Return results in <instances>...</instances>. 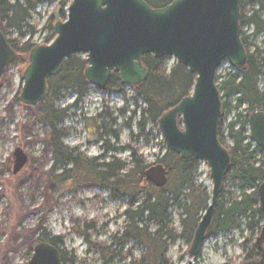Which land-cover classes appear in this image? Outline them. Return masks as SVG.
<instances>
[{
	"label": "trees",
	"instance_id": "obj_1",
	"mask_svg": "<svg viewBox=\"0 0 264 264\" xmlns=\"http://www.w3.org/2000/svg\"><path fill=\"white\" fill-rule=\"evenodd\" d=\"M144 1L152 8L160 9L175 0ZM45 3L57 4L61 8L60 19L66 21L67 9L72 0H0L1 31L16 53L12 65H23V57L29 56L38 46L32 43L37 25H31V21L34 11ZM240 14L241 41L246 48L248 62L246 69L239 71V75L229 74L216 80L221 94L222 115L234 112L235 118L228 125L227 135L220 123L219 141L228 151L231 163L225 178V190L220 194L209 233L230 234L233 231L244 232L245 228L257 236L263 223L258 189L264 180V153L253 145L248 135V126L250 116L263 111L264 106V50L251 41L252 37L264 35V0H240ZM249 29H254L252 37L247 35ZM26 30L32 31L31 36ZM50 30L52 33L43 43L45 46L57 37L54 26L51 25ZM27 37L29 39L26 41ZM166 60L167 58L156 59L151 55L143 58L148 78L141 88L136 89L135 117L140 113L142 120L147 118L158 122L181 100L191 96L196 75L180 64L168 74ZM87 67V59L78 56L66 61L58 76L49 79V93L41 103L43 123L51 129L47 144L55 156V165L50 172L51 190L72 183L89 189L109 190L113 198L128 200L129 207L124 213L125 231L114 238L111 246L91 244V249L102 254L104 264H110L117 257L113 248H125L131 241H135L141 248L142 254L136 257L130 252V264H171L167 258L169 249L185 237L178 235L172 227L170 211H179L183 231L193 233L200 222V214L207 210L210 201L207 190L198 183L200 164L194 157L184 160L168 151L158 161L169 172L168 184L159 189L152 184H145L146 171L151 166L142 156H138L136 150H133L128 163L114 156L107 158L106 154L116 151L108 145L103 146L104 155L98 158H85L81 154L74 156V151L63 146L66 137L64 123L68 118H76L78 104L94 89L84 78ZM53 80H57L55 84ZM125 89L119 75L114 73L106 90L123 95ZM67 94H75L76 103L72 107L60 108L58 105L65 100ZM139 102H142L140 106ZM120 113L125 116V111ZM97 117V122L105 121L112 114L107 106H103ZM98 130L103 131L100 139L106 143L107 137L118 138L117 133L104 124L98 126ZM229 139L232 145L229 144ZM186 238L192 239L191 236ZM38 243L56 247L61 253L63 264L72 263L62 251L64 241L61 237H53L44 230ZM242 246L246 262L261 258V250L251 240H246Z\"/></svg>",
	"mask_w": 264,
	"mask_h": 264
},
{
	"label": "water",
	"instance_id": "obj_2",
	"mask_svg": "<svg viewBox=\"0 0 264 264\" xmlns=\"http://www.w3.org/2000/svg\"><path fill=\"white\" fill-rule=\"evenodd\" d=\"M55 20L56 39L48 46L31 51L23 71L24 85L20 101L28 107L40 105L49 93L48 81L56 77L66 61L86 55L85 80L94 88L105 90L114 73L132 89L141 88L148 70L142 60L173 57L196 75L192 95L184 98L158 121L170 152L182 159L194 157L205 162L213 183L211 202L199 222L190 250L197 264L207 234L213 226L216 207L230 167L231 157L219 141L222 101L216 83L218 70L228 62L242 71L248 57L241 41L240 0H175L154 9L144 0H72L67 19ZM16 58L1 31L0 85ZM182 124H179V121ZM252 142L264 152V113L249 118ZM14 174L26 164L27 157L17 148L13 153ZM168 170L157 165L146 171L145 184L162 189L168 184ZM263 223L255 246L261 258L243 264H264V180L259 186ZM28 264H62L59 250L47 243L38 244Z\"/></svg>",
	"mask_w": 264,
	"mask_h": 264
},
{
	"label": "rangeland",
	"instance_id": "obj_3",
	"mask_svg": "<svg viewBox=\"0 0 264 264\" xmlns=\"http://www.w3.org/2000/svg\"><path fill=\"white\" fill-rule=\"evenodd\" d=\"M58 7L57 4L45 3L34 11L31 25L36 24L37 28L32 37L33 44L45 46L43 43L52 33L50 27L55 26L53 15ZM26 32L31 36L32 31ZM251 32L252 29L249 30ZM255 42L264 48L263 37ZM77 56L87 59L86 55ZM28 57H23V65H11L0 85V264H28L44 230L53 237L63 239L62 251L72 261L64 264H104L102 254L91 249V244L111 246L114 238L125 231L124 213L129 202L127 199L113 198L109 190L89 189L72 183L51 190L50 172L55 165V156L47 144L51 129L43 123L41 104L28 107L20 101L24 85L23 71L29 64ZM177 64L175 58L167 57V73L170 74ZM229 74L239 75V71L225 62L218 70L217 78H225ZM56 81L53 80V84ZM135 97L136 89L128 86L123 95L106 89H92L78 104L76 118L65 121L63 146L74 151V156L81 154L85 158H98L104 155L103 146L108 145L116 151L106 154L107 158L114 156L127 163L133 150H136L138 156H142L151 167L160 165L158 161L167 154L168 148L158 122L147 118L143 121L140 113L134 116L133 112L137 110ZM75 103L76 95L67 94L58 106L67 108ZM141 104L139 102V106ZM103 106L108 107L112 117L97 122L95 119ZM120 111H125V116ZM234 118V112L222 115V129L226 135L228 125ZM103 124L118 135V138L107 137L108 144L100 139L103 131H99L98 126ZM228 142L232 145L230 139ZM17 148L24 151L27 162L14 174L13 153ZM198 162V183L207 190L209 205L213 192L210 169L207 163ZM204 213L200 214V220ZM170 214L172 227L185 238L179 239L169 249L167 258L171 264H189L191 258L188 252L196 228L193 233H186L180 223V212L172 209ZM243 230L220 235L208 233L197 264L245 263L242 245L246 240H251L255 245L260 234L254 236L245 228ZM188 236L192 239H187ZM113 250L117 252V257L110 264H130V252L136 257L142 254L135 241L125 248L116 247Z\"/></svg>",
	"mask_w": 264,
	"mask_h": 264
},
{
	"label": "flooded vegetation",
	"instance_id": "obj_4",
	"mask_svg": "<svg viewBox=\"0 0 264 264\" xmlns=\"http://www.w3.org/2000/svg\"><path fill=\"white\" fill-rule=\"evenodd\" d=\"M250 30V29H249ZM253 33H254V29H252V32L251 33H249V31L247 32V35L248 36H251L252 37V35H253ZM260 37H263V43H264V35H259L258 37H256V38H251V41L253 42V44L255 45V46H257L256 45V39H258V38H260ZM245 47V46H244ZM257 47H259V48H262L261 46H257ZM245 50H246V48H245ZM262 50H264V48H262ZM246 53H247V51H246ZM247 57H248V55H247ZM257 112H263L264 113V106H263V111H257ZM256 113V112H255ZM264 153V152H263ZM38 244H41V243H38ZM37 244V245H38ZM48 244V243H47ZM36 245V246H37ZM50 245V244H49ZM35 246V247H36ZM56 248V247H55ZM34 250H35V248H34ZM34 253V252H33ZM59 253H60V251H59ZM33 256V255H32ZM60 257H61V253H60ZM61 263L63 264V262H62V258H61Z\"/></svg>",
	"mask_w": 264,
	"mask_h": 264
}]
</instances>
